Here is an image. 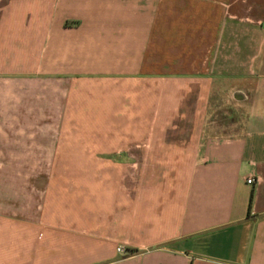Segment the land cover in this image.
<instances>
[{
	"label": "crops",
	"instance_id": "obj_1",
	"mask_svg": "<svg viewBox=\"0 0 264 264\" xmlns=\"http://www.w3.org/2000/svg\"><path fill=\"white\" fill-rule=\"evenodd\" d=\"M0 165V264H264V0H0Z\"/></svg>",
	"mask_w": 264,
	"mask_h": 264
},
{
	"label": "rangeland",
	"instance_id": "obj_2",
	"mask_svg": "<svg viewBox=\"0 0 264 264\" xmlns=\"http://www.w3.org/2000/svg\"><path fill=\"white\" fill-rule=\"evenodd\" d=\"M229 117L232 118V121L234 122H240L242 121V115L239 114H231L228 115ZM245 117V116H244ZM186 121V120H185ZM5 167L7 166L9 170H15V165H0V167ZM23 169L25 172H29V171H40V170H50V165H23ZM61 165H57V169H61L60 167Z\"/></svg>",
	"mask_w": 264,
	"mask_h": 264
},
{
	"label": "built area",
	"instance_id": "obj_3",
	"mask_svg": "<svg viewBox=\"0 0 264 264\" xmlns=\"http://www.w3.org/2000/svg\"><path fill=\"white\" fill-rule=\"evenodd\" d=\"M256 181H257V179L255 178V177H249L248 179H247V182L249 183V184H251V185H254L255 183H256ZM119 251H123L122 250V248H119Z\"/></svg>",
	"mask_w": 264,
	"mask_h": 264
}]
</instances>
